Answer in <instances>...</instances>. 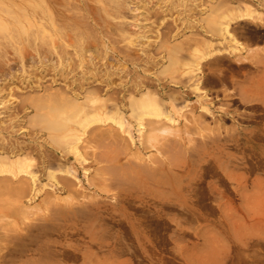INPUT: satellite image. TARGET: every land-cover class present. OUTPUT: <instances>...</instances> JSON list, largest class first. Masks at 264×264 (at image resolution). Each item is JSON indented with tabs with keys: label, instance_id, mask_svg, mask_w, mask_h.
Wrapping results in <instances>:
<instances>
[{
	"label": "rangeland",
	"instance_id": "obj_1",
	"mask_svg": "<svg viewBox=\"0 0 264 264\" xmlns=\"http://www.w3.org/2000/svg\"><path fill=\"white\" fill-rule=\"evenodd\" d=\"M0 1L6 3L7 7L13 4L11 8L14 14L10 9L11 14L16 17L19 15L27 30L31 27L34 29L31 30L33 34L30 30H24V34L13 30L18 33L17 37L12 31L11 35L7 33L8 36L0 31V35L4 34L3 38L7 37L8 40L0 36V40L3 39L1 41L6 44V47H3L4 43L0 42V54L3 57L0 56V161L6 159L3 163H10L18 157L24 164L22 160L26 159L22 168L29 167L30 172L37 174L38 188L43 187L42 183L49 182L45 175L48 169L55 172L52 185L49 182V185L37 190L39 192L35 190L33 182H30L27 169L18 175L0 172V264H264V137L257 133V127L264 122V52L263 49L260 50V47L264 46L263 0H238L239 3L236 0H222L223 3L221 0H114L115 3L113 0ZM216 2L222 10L217 4L216 8L214 7ZM38 3L41 8L43 5L46 7L47 3L46 9L49 10L46 11L49 12L52 8L50 12L53 17L40 15L43 12ZM245 7L251 10L250 17L245 18L246 22L244 19L243 22L234 21L232 27L234 26L233 30L239 34V41L247 43L250 47L242 52L215 51L213 55L202 60L197 77H201L200 91L207 95V99L203 100L196 94L191 80L185 81V77L180 76L181 63L190 58L188 54L194 44H197L196 38L203 39L205 35L206 38L211 37L209 29L212 28L202 20L205 14L204 18L207 20L212 18V15L219 16L229 8L242 10ZM210 8H215L216 12L218 9L220 14H213L214 11ZM6 11H1L0 15L14 24L16 17L12 16L11 20V15L9 14L8 18ZM208 11L212 12L211 16L207 15ZM86 16L88 18H85ZM51 19L60 23H54L58 28L52 27ZM26 20L33 22V26H30L28 21V28ZM37 23L45 30L43 39L40 35L41 28L37 26V30L35 26ZM41 23L45 24L48 30ZM55 29L61 30L59 32ZM239 30L245 33L242 32L241 35L236 32ZM79 32L81 35H78ZM66 33L71 35L72 40ZM248 33L255 36L253 40L245 38ZM19 34L25 37H18ZM14 35L15 39L19 38V43L14 39ZM20 39L26 46L22 45ZM68 39L73 42H67ZM56 43L58 48L55 47ZM20 45L24 49L21 53V48L16 50ZM219 45L223 49L226 48L224 44H218V47ZM173 46L177 47V53L174 52ZM59 47H62L61 52ZM16 53L21 57L16 58ZM39 57L42 60H39ZM60 57L67 61L61 62ZM1 58L4 59L3 62ZM233 58L234 60H230ZM171 61L174 63L171 64ZM171 92L176 95L173 97ZM83 94L86 103L81 100L84 98ZM50 95L55 99L58 97V102L55 103V99ZM140 95L144 98L139 97ZM46 97L49 101H45ZM140 98L142 101L145 98H148V101L150 99L157 104L155 107L159 105L161 113L170 112L175 119L172 124L164 120L165 123L158 127L162 146L160 142L153 145L145 132H139L136 121L130 114L138 103L141 105L142 102L138 100ZM62 99H71L74 105L77 101L79 106L72 104L71 107V101L64 104ZM150 101L147 104H151ZM44 104H57L62 113L63 110L67 111V114L69 111L68 117L76 112H85L83 116L93 112L102 119L90 123L83 131L78 130L80 132L74 133L76 137L69 136L68 139L67 136L72 132L67 129L76 126L73 124V114L65 128L61 126L62 129L54 131L55 135H58L67 130L66 134L62 133L64 136L59 135V139L65 137L66 143L70 144L66 145L62 140L64 138H61L64 143L60 141L59 145L58 142L51 141L53 136L48 133L50 129L41 119L37 122L34 118L36 112L38 117L39 114L49 113V106L46 105L47 110L43 109ZM56 106L53 107L54 110H57ZM36 107H42V110ZM79 108L81 112L78 111ZM256 108L259 110L256 111ZM105 112L110 117L105 116ZM115 114H121L123 126L111 119ZM31 116L36 122L30 121ZM104 116L107 119H104ZM252 133L250 141H247L246 137ZM73 137L75 140L73 139L72 143L70 139ZM143 145H146V148ZM160 149L165 152L164 155ZM173 152L177 154L174 155ZM96 153L102 154L99 156ZM109 153H112V157ZM24 154V159H20ZM170 154L174 157L170 158ZM100 159H103V162ZM141 164L143 167L147 166L146 168H150V165L151 168H156L158 176L140 177L137 174L135 177L131 170ZM111 168L112 172L113 168L116 172L115 177ZM213 168H217L215 170L219 175ZM61 169H68L69 172H63ZM60 176H64V179ZM113 177L116 179H111ZM221 177L226 183H223ZM63 180H67L66 183ZM126 182L129 183L126 185ZM127 186L130 187L127 189ZM36 245L38 248L40 246L39 250H36Z\"/></svg>",
	"mask_w": 264,
	"mask_h": 264
},
{
	"label": "bare ground",
	"instance_id": "obj_2",
	"mask_svg": "<svg viewBox=\"0 0 264 264\" xmlns=\"http://www.w3.org/2000/svg\"><path fill=\"white\" fill-rule=\"evenodd\" d=\"M8 1V0H7ZM11 1V0H10ZM20 1V0H19ZM22 1V0H21ZM26 1V0H25ZM41 1H43V0H41ZM49 1V0H48ZM70 1V0H69ZM72 1H74V0H72ZM106 1V0H105ZM112 1V0H111ZM171 1V0H170ZM216 1V0H215ZM236 1H238V0H236ZM240 1V0H239ZM239 1H238V3H239ZM259 1V0H258ZM23 2H24V0H23ZM27 2H29V1H27ZM31 2V1H30ZM36 2V1H35ZM34 2V3H35ZM39 2V1H38ZM54 2V1H53ZM65 2V1H64ZM113 2L115 3V1L113 0ZM119 2H122L121 0L119 1ZM173 2V1H172ZM171 2V3H172ZM177 2H178V0H177ZM205 2V1H204ZM218 3H220L219 1H217ZM217 2L215 3V8H216V4H217ZM221 2H222V0H221ZM259 2H261V1H259ZM263 2H264V0H263ZM1 3H4L3 1H0V12L2 11V12H5L6 11V9H7V14L9 15H11V20H12V16H15V15H12V14H14V10L11 8V6H13V4H11V6L9 7H7V5H6V3H4V4H1ZM26 3V2H25ZM33 3V4H34ZM45 4V2H41V4ZM52 3V2H51ZM70 3V2H69ZM77 3V2H76ZM89 3V2H88ZM101 3L103 4V2L101 1ZM106 4H107V2H105ZM104 3V4H105ZM112 3V2H111ZM113 3V4H114ZM117 3H118V1H117ZM194 3V2H193ZM223 3V2H222ZM222 3H220V4H222ZM229 3V2H228ZM27 4V3H26ZM31 4V3H30ZM32 4V5H33ZM37 4V2L35 3V7L37 6L36 5ZM67 4V3H66ZM65 4V5H66ZM102 4H100V5H102ZM119 4V3H118ZM180 4V3H179ZM184 4V3H183ZM214 4V3H213ZM227 4V3H226ZM262 4H264V3H262ZM2 5V6H1ZM15 5L17 6V4L15 3ZM29 5V4H28ZM38 5L40 6V4L38 3ZM74 5V4H73ZM77 5V4H76ZM80 5V4H79ZM122 5V4H121ZM177 5V4H176ZM175 5V6H176ZM188 5V4H187ZM190 5V4H189ZM223 5H225V3L223 4ZM23 6V5H22ZM30 6V5H29ZM39 6L37 7V8H39ZM62 6V5H61ZM71 7H72V4L70 5ZM84 6V5H83ZM82 6V7H83ZM107 6V5H106ZM197 6V5H196ZM217 6H218V8H220L219 7V4H217ZM5 7H6V9H5ZM46 7H48L47 6V3H46ZM46 7H44V5L42 6V8H41V6H40V8H41V12H43V13H41L40 15H47V17H49V18H52L53 16H52V13L50 12L51 11V9H50V11L49 12H47L49 9H46ZM71 7H69L71 10H72V8ZM74 7V6H73ZM86 7V6H85ZM102 7H104V6H102ZM102 7H101V9H102ZM172 8H173V6H171ZM191 7H193L192 5H191ZM198 7V6H197ZM236 7V6H235ZM241 7V6H240ZM17 8H19L18 6H17ZM17 8H15V9H17ZM25 8V7H24ZM32 8V7H31ZM36 8V9H37ZM68 8V7H67ZM76 8H78V7H76ZM81 8V7H80ZM166 8V7H165ZM168 8V7H167ZM175 8V7H174ZM189 8H190V6H189ZM214 8V9H215ZM10 9H12L13 10V13L11 14V12H10ZM29 9H30V7H29ZM35 9V8H34ZM66 9V8H65ZM86 9V8H85ZM98 9V8H97ZM198 9V8H197ZM211 9V8H210ZM214 9H211V11L213 10L214 12H213V14L214 13H217V14H220L219 13V10L217 9V12L214 10ZM5 10V11H4ZM11 10V11H12ZM18 10V9H17ZM19 10L21 11V9L19 8ZM18 10V11H19ZM23 10V9H22ZM33 10V9H32ZM47 10V11H46ZM64 10V9H63ZM82 10V9H81ZM104 10V9H103ZM191 10H193V9H191ZM220 10H222L221 8H220ZM34 11H36V10H34ZM55 11V10H54ZM67 11V10H66ZM69 11V10H68ZM106 11V10H105ZM186 11V10H185ZM211 11H208V12H206L207 13V15L208 16H211V14H210V12ZM33 12V11H32ZM39 12H40V9H39ZM58 12V11H57ZM57 12H55V13H57ZM62 12V11H61ZM64 12V11H63ZM86 12V11H85ZM16 13V12H15ZM19 13H21V12H19ZM18 13V14H19ZM23 13V12H22ZM30 13H31V11H30ZM65 13V12H64ZM79 13V12H78ZM78 13H76V14H78ZM209 13V14H208ZM212 13V12H211ZM222 14H220L219 16L218 15H216V18L212 15L211 17L212 18H208L207 20L204 18L205 16H206V14H205V16H203V19L202 20H204V22L206 23V25H208L210 28H212V29H209V27L208 26H206L208 29H209V31L211 32V37L210 38H206V35H205V37H203V39H200V38H196L195 39V42L197 43V44H194V46L191 48V52H190V54H188L189 56H190V58H187L183 63H181V65H182V71H180L181 72V74L182 75H180V76H184L185 77V81L187 80V81H190L191 80V85H192V87H193V89L196 91V94H199L200 95V97L203 99V100H206L207 98H206V96L207 95H205V94H202V92L203 91H200L201 89V87L199 86V84H200V82H201V77H197L198 76V73H199V71H200V69H201V63H202V60L203 59H205L206 57H208V56H211V55H213L214 53H215V51H220V50H228L229 52H235V51H239V52H242L244 49H248L250 46L247 44V43H242V42H240L239 41V37H237V34L235 33V31L233 30L234 29V26L232 27V25H233V22L234 21H237L238 22V20L240 21V20H242V22H243V19H244V21L246 22V20H245V18H247V17H250V15H251V10L248 8V7H245V9H240V8H229V10H227V11H225V12H221ZM23 14H25V12L23 13ZM70 14V13H69ZM75 14V15H76ZM107 14V13H106ZM190 14V13H189ZM10 15H9V17L8 18H10ZM17 15V14H16ZM35 15V14H34ZM38 15V14H37ZM62 15H63V13H62ZM72 15V14H71ZM70 15V16H71ZM74 15V14H73ZM72 15V16H73ZM82 15H84V13L82 14ZM89 15V14H88ZM7 16V15H6ZM52 16V17H51ZM57 16V15H56ZM78 16L79 15H77V19H78ZM85 16V15H84ZM16 17V16H15ZM15 17H13V19L15 18ZM29 17V16H28ZM45 17V16H44ZM110 17V16H109ZM214 17V18H213ZM19 18V15H18V17H16V19H18ZM85 18H88L87 16L85 17ZM107 18V17H106ZM201 18L202 17H200V19L199 20H201ZM207 18V17H206ZM16 19H14L13 21H14V24L13 23H11V22H9V19L7 20V18H3L1 15H0V31L1 32H3L4 34H6L7 35V33H10L11 31V33H16V32H13V30H16V31H18V33H20V31H21V33H25V31H28V30H32V27H31V29H26L25 28V26H24V22L22 23L21 21H20V18L18 19V20H16ZM34 19V18H33ZM38 19V18H37ZM36 19V20H37ZM42 19V18H41ZM70 19V18H69ZM16 20V21H15ZM23 20H24V17H23ZM31 20V19H30ZM30 20H26L25 22H26V24L29 26V22L28 21H30ZM82 20V19H81ZM80 20V21H81ZM102 20V19H101ZM107 20H108V18H107ZM40 21H42V20H40ZM48 21H50L49 19H48ZM52 21H54L53 19H51V23L50 24H53V26L52 27H54V28H58L59 26H56L57 24H58V22L57 23H55L56 22V19H55V21L52 23ZM74 21V20H73ZM20 22V23H19ZM38 22V21H37ZM72 22V21H71ZM198 22H200V21H198ZM30 26L32 25L33 26V22H31L30 21ZM39 24H40V22H38ZM34 24L36 27L38 26L39 28H41L40 29V35H41V38L43 39V37L45 36L44 35V33H45V30L44 29H42L43 28V26L42 25H39V24ZM43 23H46V22H43ZM43 23H41V24H43ZM54 23L56 24L55 26H54ZM60 24V23H59ZM58 24V25H59ZM72 24V23H71ZM191 24V23H190ZM200 24H201V22H200ZM245 24V23H244ZM26 25V26H27ZM43 25H45V24H43ZM48 25V24H47ZM62 25V24H61ZM84 25V24H83ZM91 25V24H90ZM243 25V24H242ZM246 25V24H245ZM27 26V27H28ZM30 26L28 27V28H30ZM34 26V27H35ZM46 26V25H45ZM64 26V25H63ZM74 26L76 27V25L74 24ZM84 26H86V25H84ZM89 26V25H88ZM99 26V25H98ZM38 27H37V30H38ZM61 27V26H60ZM91 27V26H90ZM95 27V26H94ZM238 27V26H237ZM243 27V26H242ZM241 27V28H242ZM247 27V26H246ZM249 27H251V26H249ZM44 28H46V30H48L47 29V26L46 27H44ZM62 28V27H61ZM66 28V27H65ZM64 28V29H65ZM68 28H70V27H68ZM73 28V27H72ZM197 28V27H196ZM206 28V30H208ZM235 28H236V26H235ZM255 28V27H254ZM71 29V28H70ZM77 29V28H76ZM75 29V30H76ZM79 29V28H78ZM89 29H93V28H89ZM237 29V28H236ZM252 29V28H251ZM25 30V31H24ZM34 30V29H33ZM32 30V31H33ZM55 30H58V29H55ZM60 30L61 29H59L58 31L60 32ZM84 31H85V29H83ZM83 30H82V32H83ZM93 30H95V29H93ZM246 30V29H245ZM258 30H259V28H258ZM22 31H24V32H22ZM32 31H31V33H32ZM49 31H52V30H50L49 29ZM48 31V34H50V32ZM67 31H68V29H67ZM71 31V30H70ZM73 31H74V29H73ZM88 31V30H87ZM250 31V30H249ZM264 31V30H263ZM57 32V31H56ZM66 32V31H65ZM69 32V31H68ZM72 32V31H71ZM124 32H125V30H124ZM236 32H240V34L242 35V32L243 33H245L244 31H241V30H239V31H236ZM11 33H10V35H11ZM18 33H16V37H17V34ZM31 33H29V35H31ZM74 33V32H73ZM72 33V34H73ZM81 32H79L78 33V35L80 34ZM84 33H86V32H84ZM205 33H206V31H205ZM247 33V32H246ZM249 33H251V32H249ZM248 33V34H249ZM264 33V32H263ZM3 34V35H4ZM22 34V35H23ZM27 34V33H26ZM33 34V33H32ZM38 34V33H37ZM67 34V33H66ZM74 34H76V33H74ZM91 34V33H90ZM121 34H122V32H121ZM204 34V33H203ZM209 34V33H208ZM247 34V35H248ZM259 34V37H260V33H258ZM2 35V34H1ZM0 35V36H1ZM3 35H2V38H3ZM22 35H18V37H21ZM29 35H27V37L29 36ZM39 35V34H38ZM39 35V36H40ZM46 35H47V32H46ZM52 35V34H51ZM55 35V34H54ZM54 35H52V36H54ZM77 35V36H78ZM81 35V34H80ZM83 35V34H82ZM85 35V34H84ZM86 35H87V33H86ZM123 35V34H122ZM240 35V36H241ZM244 35V34H243ZM246 35V36H247ZM249 35H251V34H249ZM248 35V36H249ZM257 35V34H256ZM262 35V34H261ZM8 36V35H7ZM24 36V35H23ZM22 36V37H23ZM67 36H68V34H67ZM71 36V35H70ZM70 36H68V38L70 37ZM74 35H72V37H73ZM77 36H76V38H77ZM90 36V35H89ZM91 36H92V34H91ZM209 36V35H208ZM207 36V37H208ZM238 36H239V34H238ZM245 37V35H244V37L245 38H250V39H254V37H253V34L251 35V37L249 36V37ZM12 37V36H11ZM14 37V39L16 38L15 37V35L13 36ZM25 37V36H24ZM35 37V36H34ZM34 37H32V38H34ZM47 37V36H46ZM49 37H50V35H49ZM61 37V36H60ZM94 37V36H93ZM92 37V38H93ZM4 38H6L5 40H7V37H4ZM3 38V39H4ZM9 38V37H8ZM36 38V37H35ZM38 38V37H37ZM56 38V37H55ZM66 38V37H65ZM85 38V37H84ZM89 38V37H88ZM261 38V37H260ZM263 38V37H262ZM261 38V39H262ZM3 39H1V40H3ZM13 39V38H12ZM19 39V38H18ZM18 39H15L16 41L18 40ZM22 39V38H21ZM20 39V40H21ZM24 39V38H23ZM47 39V38H46ZM46 39H44L45 41H46ZM50 39H51V37H50ZM54 39V38H53ZM61 39V38H60ZM70 39H71V37H70ZM79 39H80V37H79ZM89 39H91V38H89ZM94 39V38H93ZM247 39V40H248ZM258 39V38H257ZM257 39H255V40H257ZM0 40V42H3V41H1ZM19 40V41H20ZM25 40V39H24ZM28 40H29V38H28ZM31 40V39H30ZM39 40H41V39H39ZM44 40H43V42H44ZM54 40H56V39H54ZM62 40H63V37H62ZM72 40V39H71ZM252 40L250 41V42H252ZM8 41V40H7ZM12 41V40H11ZM64 41H67V40H64ZM70 40L68 39V41L67 42H69ZM76 41V40H75ZM78 41V40H77ZM81 41V40H80ZM80 41H79V45L81 44L80 43ZM93 41V40H92ZM95 41V40H94ZM249 41V40H248ZM6 42V41H5ZM9 42H10V40H9ZM18 42V41H17ZM21 43H22V40L20 41ZM31 42V41H30ZM39 42H42V41H39ZM52 42V41H51ZM58 42V41H57ZM71 42V41H70ZM73 42V41H72ZM71 42V43H72ZM4 43V42H3ZM7 43V42H6ZM11 43V42H10ZM9 43V44H10ZM12 43H14V44H16L17 45V43H15V41L13 42L12 41ZM19 43V42H18ZM25 43V42H24ZM36 43H38V42H36ZM45 43V42H44ZM43 43V44H44ZM48 43V42H47ZM54 43V42H53ZM63 42H61V44H62ZM77 43V42H76ZM163 43V42H162ZM168 43V42H167ZM8 44V43H7ZM8 44V45H9ZM34 44V43H33ZM32 43H31V45H33ZM42 44V43H41ZM46 44V43H45ZM51 44V43H50ZM49 44V45H50ZM58 43H56L55 44V47H56V45H57ZM59 44H60V42H59ZM82 44H83V42H82ZM215 44H217L216 46H215ZM218 44H224V45H226V46H224V47H226V48H224L223 49V47L221 48V46L219 45V47H218ZM2 45V44H1ZM6 44L4 43V45H3V47L5 46ZM22 45H23V43H22ZM38 45V44H37ZM40 45V44H39ZM52 45V44H51ZM64 45V44H63ZM63 45H61L62 47H65V46H63ZM66 45V44H65ZM160 45H162V44H160ZM13 46H15V45H13ZM18 46V45H17ZM23 46H26V45H23ZM35 46V45H34ZM33 46V47H34ZM44 46V45H43ZM47 46V45H46ZM54 46V45H53ZM72 46V45H71ZM89 46V45H88ZM2 47V46H1ZM6 47V46H5ZM31 47V46H30ZM29 47V48H30ZM49 47H52V46H49ZM48 47V48H49ZM61 47V48H62ZM92 47V46H91ZM173 47H175V46H173ZM248 47V48H247ZM12 48V47H11ZM14 48V47H13ZM17 48V49H16ZM16 48H14V49H16V50H19L18 48H21L20 49V52L19 53H21L22 51L21 50H24L22 47H21V45L19 46V47H16ZM27 48V47H26ZM37 48V47H36ZM39 48V47H38ZM47 48V47H46ZM56 48H58V47H56ZM60 48V47H59ZM61 48H60V52H61ZM81 48V47H80ZM162 48V47H161ZM163 48H164V46H163ZM178 48H180L179 46H178ZM14 49H13V51H14ZM28 49V48H27ZM31 49H33V48H31ZM41 49H42V46H41ZM51 50H52V48H50ZM54 49V48H53ZM79 49V48H78ZM90 49V48H89ZM88 49V50H89ZM173 49V48H172ZM175 50H174V52H176V49H177V47H175L174 48ZM261 49H263V52H264V46L263 47H260V50ZM3 50V49H2ZM11 50V49H10ZM46 50V49H45ZM44 50V51H45ZM49 50V49H48ZM55 50V52H56V49H54ZM81 50H83L82 48H81ZM85 50V49H84ZM33 51H35V50H33ZM50 51V50H49ZM67 51H69L68 50V48H67ZM79 51V50H78ZM87 51V50H86ZM169 51V50H168ZM172 51V50H171ZM178 51V50H177ZM10 52V51H9ZM17 52V51H16ZM57 52H59V49H57ZM63 52H64V50H63ZM81 52V51H80ZM173 52V53H174ZM1 53V52H0ZM5 53V52H4ZM34 53V52H33ZM43 53V49H42V52H41V54ZM65 53V52H64ZM64 53H63V55H64ZM68 53H70V51L68 52ZM72 53V52H71ZM83 53H85V51H83ZM169 53H170V51H169ZM177 53V52H176ZM237 53V52H236ZM8 54V53H7ZM11 54H14V53H11ZM17 55H18V53H16ZM23 54V53H22ZM21 54V55H22ZM38 54V53H37ZM40 54V53H39ZM46 54H47V52H46ZM54 54V53H53ZM59 54V53H58ZM74 54V53H73ZM36 55V54H35ZM43 55V54H42ZM42 55H40L42 58H43V56ZM49 55V54H48ZM51 55V54H50ZM62 54L60 53V56H61ZM69 55V54H68ZM67 55V56H68ZM85 55V54H84ZM87 56H88V54H86ZM0 56H1V54H0ZM7 56V55H6ZM16 56V55H15ZM19 56H20V54L16 57V58H19ZM55 56H57V55H55ZM71 56V55H70ZM169 56V55H168ZM226 56V55H225ZM235 56V55H234ZM2 57V56H1ZM21 57V56H20ZM32 57V56H31ZM41 57H39V58H41ZM58 57H59V55H58ZM62 57V56H61ZM60 57V58H61ZM65 57V56H64ZM82 57V56H81ZM170 57V56H169ZM221 57V56H220ZM223 57V56H222ZM227 57V56H226ZM3 58V57H2ZM2 58H1V60H2ZM42 58L41 59H39V60H42ZM46 58V57H45ZM67 58V57H66ZM72 58V57H71ZM75 58V57H74ZM171 58V57H170ZM214 58H216V57H214ZM230 58V57H229ZM263 58V57H262ZM4 59H5V57H4ZM3 59V60H4ZM58 59V61H59V58H57ZM56 59V60H57ZM82 59V58H81ZM85 60H86V58H84ZM168 59V58H167ZM183 59H185V58H183ZM218 59V58H217ZM216 59V60H217ZM261 58L259 57V60H260ZM3 60H2V62H3ZM19 60V59H18ZM61 62H63L64 63V60H66V59H64L63 60V58H61ZM71 60V59H70ZM73 60V59H72ZM83 60V59H82ZM212 60V59H211ZM213 60H215V59H213ZM221 60H222V58H221ZM230 60H234V58L233 59H230ZM264 60V59H263ZM35 61V60H34ZM47 61V60H46ZM67 61V60H66ZM89 61V60H88ZM91 61V60H90ZM209 61V60H208ZM220 61V60H219ZM37 62V61H36ZM43 62H44V60H43ZM70 62V61H69ZM68 62V63H69ZM73 62V61H72ZM82 62V61H81ZM87 62V61H86ZM213 62V61H212ZM211 62V63H212ZM215 62V61H214ZM216 62H218V61H216ZM221 62V61H220ZM38 63V62H37ZM41 63V62H40ZM45 63V62H44ZM68 63H67V66H68ZM88 63V62H87ZM91 63V62H90ZM167 63H168V61H167ZM172 63H174V62H172L171 61V64ZM175 63L177 64L178 63V60L177 61H175ZM210 62H209V64H211ZM237 63V62H236ZM46 64V63H45ZM45 64H43V65H45ZM66 64V63H65ZM72 64V63H71ZM75 64V63H74ZM170 64V63H169ZM175 64V65H176ZM206 64H207V62H206ZM239 64H241L240 62H239ZM238 64V65H239ZM47 65H48V63H47ZM82 65V64H81ZM86 65V64H85ZM180 65V64H179ZM39 66H40V64H39ZM41 66H42V64H41ZM65 66V65H64ZM90 66V65H89ZM96 66V65H95ZM1 67V66H0ZM44 68H45V66H43ZM56 67V66H55ZM66 67V66H65ZM83 67H85V66H83ZM91 67V66H90ZM239 67L241 68V66L239 65ZM21 68V67H20ZM25 68V67H24ZM42 68V67H41ZM61 68V67H60ZM59 68V69H60ZM72 68V67H71ZM5 69V68H4ZM67 69H68V67H67ZM88 69V68H87ZM21 70V69H20ZM71 70H73V69H71ZM1 71V70H0ZM2 71H4V70H2ZM164 71V70H163ZM165 71H166V69H165ZM59 72L61 73V71L59 70ZM172 72V71H171ZM2 73V72H1ZM85 73V72H84ZM83 74V73H82ZM211 74V73H210ZM1 75V74H0ZM2 75H4V74H2ZM6 75V74H5ZM212 75V74H211ZM222 75H224V73L222 74ZM9 76V75H8ZM14 76H15V74H14ZM13 76V77H14ZM110 76V75H109ZM209 76V75H208ZM213 76V75H212ZM215 76H217V75H215ZM7 77V76H6ZM210 77V76H209ZM219 77V76H218ZM217 77V78H218ZM3 78V77H2ZM206 78V77H205ZM205 78H203V79H205ZM210 78H212V77H210ZM213 78H215L214 76H213ZM216 78V79H217ZM222 78V77H221ZM220 78V79H221ZM229 79V78H228ZM231 79H232V77H231ZM230 79V80H231ZM207 80V79H206ZM209 80V79H208ZM215 80V79H214ZM219 80V79H218ZM222 80V79H221ZM220 80V81H221ZM252 80V79H251ZM106 81V80H105ZM205 81V80H204ZM210 81H211V79H210ZM223 82L225 81V79H223L222 80ZM254 81V80H253ZM216 82H217V80H216ZM227 82V81H226ZM107 83V82H106ZM204 83H206V82H204ZM219 83V82H218ZM221 83V82H220ZM219 83V84H220ZM228 83V82H227ZM254 83H256V81L254 82ZM111 84V83H110ZM203 84V83H202ZM216 84V83H215ZM224 84V83H223ZM251 85H253V84H251ZM257 87V86H256ZM90 89V88H89ZM92 90V89H91ZM256 90H259L258 88H256ZM187 91V90H186ZM85 92H86V90H85ZM84 92V93H85ZM242 92H244V91H242ZM246 92V91H245ZM53 93V92H52ZM58 93V92H57ZM90 93V92H89ZM89 93H87V94H89ZM91 93H92V91H91ZM93 93H94V91H93ZM139 93V92H138ZM141 93V92H140ZM139 93V94H140ZM144 93H145V91H144ZM255 93V92H254ZM35 94V93H34ZM33 94V95H34ZM47 94H49V93H47ZM47 94H45L46 96H47ZM59 94V93H58ZM60 94H62V93H60ZM86 94V93H85ZM143 94V93H142ZM172 94H174L173 92H171V95ZM189 94H190V92H189ZM246 94V93H245ZM249 94V93H248ZM258 94V93H257ZM32 95V94H31ZM30 95V96H31ZM38 95H39V93H38ZM55 95V94H54ZM93 95V94H92ZM176 94H174L173 95V97L175 96ZM240 95V94H239ZM243 95V94H242ZM251 95H253L252 93H251ZM36 96H37V93H36ZM51 96V95H50ZM50 96H49V98H50ZM56 96V95H55ZM61 96H63V95H61ZM61 96L59 97V98H61ZM83 96H84V94H83ZM87 96V95H86ZM95 96V95H94ZM94 96H92V98H94ZM131 96H133V95H131ZM147 96V95H146ZM197 96V95H196ZM258 96V95H257ZM41 98H42V96H40ZM48 97V96H47ZM46 97V98H47ZM52 97V99H55V98H53V96H51ZM67 97V96H66ZM87 97H89V95L87 96ZM96 97V96H95ZM128 97V96H127ZM135 97V96H134ZM139 97H142V95H140ZM147 97H149V95L147 96ZM172 97V98H173ZM240 97V96H239ZM242 97V96H241ZM245 97V96H244ZM27 98H28V96H27ZM34 98H35V96H34ZM39 98V97H38ZM69 98H71L70 96H69ZM86 97L84 96V98L83 99H81V100H84ZM90 98V97H89ZM89 98H88V100H89ZM133 98V97H132ZM137 98V97H136ZM144 97H142V99H143ZM252 98V97H251ZM51 99V98H50ZM57 99H58V97H57ZM57 99H55V103H57L56 102V100ZM67 99H68V97H67ZM66 99V101H68ZM131 99V98H130ZM135 99V98H134ZM142 99L140 98V99H138L139 100V102H144V100L146 99H148V98H145L143 101H142ZM150 99H152V97L150 98ZM150 99H149V101H150ZM155 99V98H154ZM209 99V98H208ZM239 99V98H238ZM242 99V101H245V99H243V98H241ZM248 98H246V100H247ZM255 99V98H254ZM257 99H259V98H257ZM37 100V99H36ZM39 100V99H38ZM62 100H64V99H62ZM74 99L72 98V101H73ZM104 100V99H103ZM102 100V101H103ZM141 100V101H140ZM153 100V99H152ZM174 100V99H173ZM249 100V99H248ZM260 100V99H259ZM28 101H30V100H28ZM32 101V100H31ZM44 101V100H43ZM45 101H49L48 100V98H47V100H45ZM53 101V100H52ZM60 101V100H59ZM65 100H64V104H65V102H66ZM69 101H71V99H69ZM66 102V104L68 103H70V102ZM72 101H71V107H73V105H74V103H72ZM76 101V100H75ZM132 101H133V99H132ZM148 100H147V102H149ZM200 101V100H199ZM257 101V100H256ZM36 102V101H35ZM39 102V104H40V101H38ZM62 102H60V103H62ZM74 102V101H73ZM84 102L86 103V101L84 100ZM105 102V101H104ZM134 102L135 101H133V103L132 102H130V103H132V104H134ZM147 102H144L145 104L143 105L142 103H141V105H140V103H138L137 104V106L135 107V109H133L132 111H131V115L134 117L133 119H135V121H136V124H137V126H138V128L137 129H139V132H145L146 133V135H147V138H148V140L153 144V145H155V144H157L158 145V143L159 144H161L162 142L161 141H159L162 137H161V133H159L157 130H159V125L161 124L162 125V123H163V121L165 120V121H169L171 124L172 123H174L175 122V119L170 115V112H165V113H161L160 112V107H159V105L157 106V107H155L157 104L154 102H151V104L149 103V104H147ZM259 102V101H258ZM263 102V101H262ZM261 102V103H262ZM46 103V102H45ZM77 101H76V104L75 105H77ZM260 103V104H261ZM33 104H35L34 102H33ZM38 103H36V105H39ZM43 104V103H42ZM48 104V103H47ZM46 104V105H47ZM50 104V103H49ZM73 104V105H72ZM262 104H264V102L262 103ZM262 104H261V106H262ZM36 105H34V109H35V106ZM41 105V104H40ZM46 105L44 104L42 107H43V109H46L49 105H47V107H46ZM53 105V104H52ZM50 105L48 108V110H47V112H49V113H45L44 115H43V113H42V115L41 114H39L40 115V117H38L37 116V112L35 113L36 114V117H34V118H36V120H37V122H40L39 121V119H41V122L42 123H44V125L48 128V129H50V130H48V133L50 134V136L52 137L53 136V138H51V141H53L54 143H56V142H62V140H64L65 141V143H66V141H67V138L70 136V137H72V136H74L75 134V132H77L78 130H81V131H83V130H85V128L90 124V123H93V122H95V121H99L100 119H102V117H100L98 114H96V113H94L93 114V112H91V113H88L86 116L84 115L83 116V114L85 113H82L81 111L82 110H80V108H79V110L78 111H80L81 113H79V112H76V110L74 111V112H76V114L75 113H73V114H75V115H77L78 113H79V115H77V116H75V115H73V118H74V122H73V124H76V126L75 127H70L69 129H67L68 130V132H69V130H70V135H68L67 136V138L65 139V137H61V138H64V139H62L61 140V138L59 139V135L61 134L62 136H64L62 133H67V130L65 131V132H62V133H59L58 135H55V132L54 131H59V128H61V126H63V128H65L66 127V123L68 122V119L70 118L71 119V117H72V115H71V117H68V116H70V114H69V111H68V114L66 113L67 111H65V110H63L62 108H59V109H62L64 112L62 113V111L61 110H58V107H60V106H58L57 104H54L56 107H57V110L55 109L54 110V108H55V106L53 105ZM63 105V104H62ZM74 105V106H75ZM29 106H30V104H29ZM68 106V105H67ZM66 106V107H67ZM77 106H79V105H77ZM77 106H76V108H77ZM255 106H256V104H255ZM264 106V105H263ZM262 106V108H264ZM42 107H36V109L38 108H41V110H42ZM46 107V108H45ZM54 107V108H53ZM202 107H204L203 105H202ZM249 107H251V106H249ZM252 107H253V105H252ZM258 107H259V104H258ZM64 108V107H63ZM68 108H70V107H68ZM113 108V107H112ZM134 108V107H133ZM254 108V107H253ZM260 108V107H259ZM82 109V108H81ZM255 109V108H254ZM67 110V109H66ZM257 110H259V109H257L256 108V111ZM260 110H262L261 108H260ZM71 111V110H70ZM105 111V110H104ZM111 112H112V110H111ZM41 113V112H40ZM110 113V112H109ZM35 114H34V116H35ZM66 114V115H65ZM105 116H109V114L107 115V113L105 112ZM113 114H114V112H113ZM122 114V113H121ZM121 114H118V115H116L115 114V116L113 115L112 117H111V119L113 120V121H115L117 124H119V126H123V122H122V120H123V118H122V116H120ZM129 114V113H128ZM129 114V115H130ZM250 114H252V113H250ZM250 114H248V115H250ZM262 114H264V113H262ZM261 114V115H262ZM68 115V116H67ZM81 115V116H80ZM110 115H111V113H110ZM257 116H258V114H256ZM41 116H43V117H41ZM78 116H80V117H78ZM104 116V117H105ZM255 116V115H254ZM256 116V117H257ZM259 116H260V114H259ZM38 117V118H37ZM78 117V118H77ZM103 117V118H104ZM110 117V116H109ZM31 118L32 119H30V121L31 120H33V116H31ZM72 118V119H73ZM121 118H122V120H121ZM262 118V117H261ZM264 118V117H263ZM104 119H107V117H105ZM35 120V119H34ZM33 120V121H34ZM36 120H35V122H36ZM76 120V121H75ZM111 120V121H112ZM32 121V122H33ZM70 121V120H69ZM254 121V120H253ZM177 122V121H176ZM256 122V121H255ZM31 123V122H30ZM165 123V122H164ZM163 123V124H164ZM186 123H188V122H186ZM158 125V126H156V125ZM169 123L167 122V125H168ZM39 125V124H38ZM128 125H129V123H128ZM42 126H43V124H42ZM65 126V127H64ZM156 126V127H155ZM175 126V125H174ZM177 126V125H176ZM188 126V125H187ZM260 127H257L258 129H257V133H259V134H261V135H263V137H264V122L261 124V125H259ZM150 127V128H149ZM159 127V128H158ZM43 128H44V126H43ZM46 128V129H47ZM122 128V127H121ZM62 129V128H61ZM60 129V130H61ZM64 130V129H63ZM62 130V131H63ZM78 132H80V131H78ZM65 133V134H66ZM185 133V132H184ZM250 133V132H249ZM248 133V134H249ZM256 133V134H257ZM78 134V133H77ZM144 135V134H143ZM145 135V136H146ZM255 135V134H254ZM50 136L48 135L47 137H49L48 139H50ZM78 136V135H77ZM144 136V138L146 139V137ZM253 136V133L251 134V135H248L247 137H246V139H247V141H250V138ZM260 136V135H259ZM46 137V138H47ZM69 137V138H70ZM74 137H76V136H74ZM72 138V139H70L71 141L74 139L75 140V138ZM58 138V139H57ZM68 138V139H69ZM143 138V137H142ZM228 138V137H227ZM231 138V137H230ZM78 139V138H77ZM144 139V140H145ZM165 139V138H164ZM179 139H180V137H179ZM213 139V138H212ZM211 139V140H212ZM181 141H182V139H180ZM214 140V139H213ZM50 141V140H49ZM64 141L62 142V143H64ZM98 141H99V139H98ZM97 141V142H98ZM146 142H147V140H145ZM148 141V142H149ZM177 141V140H176ZM52 142V143H53ZM70 142V141H69ZM68 142V143H69ZM158 142V143H157ZM164 142V141H163ZM72 143H73V141H72ZM144 143V142H143ZM142 143V144H143ZM177 143H178V141H177ZM176 143V144H177ZM70 144V143H69ZM69 144H67L66 143V145H69ZM145 144H147V143H145ZM164 144V143H163ZM172 144V143H171ZM59 145H61V143H59ZM178 145V144H177ZM65 146V145H64ZM102 146V145H101ZM144 147L146 146V145H143ZM149 146V145H148ZM147 146V147H148ZM151 146V145H150ZM160 146V145H159ZM158 146V148H162V147H159ZM161 146H162V144H161ZM166 146V145H165ZM165 146H163V148L165 147ZM170 146L171 145H169V148H170ZM179 146H180V144H179ZM19 148V147H18ZM146 148V147H145ZM157 148V149H158ZM175 148V147H174ZM195 148V147H194ZM193 148V149H194ZM71 149V148H70ZM173 149V148H172ZM177 149V148H176ZM197 149V148H196ZM73 150H74V148H73ZM104 150V149H103ZM161 150V149H160ZM164 150V149H163ZM165 150H166V148H165ZM169 151L171 150V149H168ZM178 150V149H177ZM180 150V149H179ZM67 151H69V149H67ZM75 151V150H74ZM168 151V152H169ZM174 151V150H173ZM181 151V150H180ZM179 151V152H180ZM100 152V151H99ZM161 152H162V150H161ZM17 153H19V152H17ZM105 152H103V154H104ZM106 153H107V150H106ZM113 153V152H112ZM111 153V154H112ZM164 153L165 152H162V154L164 155ZM171 153V152H170ZM175 152H173V154H174ZM182 153H184L183 151H182ZM7 154V153H6ZM21 154H22V152H21ZM97 155H99V154H102V153H96ZM110 154V153H109ZM108 154V155H109ZM110 154V157H112V155ZM166 154H167V152H166ZM172 154V155H173ZM177 153H175L174 155H176ZM4 155V154H3ZM2 155V157H4ZM23 155V154H22ZM21 155V158L20 159H24V157H25V155L26 154H24V156H22ZM171 155V154H170ZM170 155H169V157H170ZM171 155V156H172ZM100 156V155H99ZM98 156V159L100 158ZM113 156H114V154H113ZM116 156V155H115ZM117 156H118V154H117ZM116 156V157H117ZM139 156V155H138ZM168 156V155H167ZM180 156L181 155H179V157L178 158H180ZM1 157V156H0ZM13 157V156H12ZM79 157V156H78ZM174 156H172V157H170V158H173ZM166 158V157H165ZM178 158H177V160H178ZM194 158V157H193ZM3 158H1V160H2ZM104 159H105V157H104ZM109 159V158H108ZM107 159V160H108ZM113 159V158H112ZM112 159H109V160H112ZM167 159V158H166ZM18 159V157L16 158V159H13L10 163H6V162H4L3 163V161H6V159L4 160L3 159V161L1 162L0 161V172H3V173H11L12 175H18V174H20V172H24V170L26 171V169L24 168H22V166H24L25 165V160L26 159H24V160H22L23 162H24V164ZM101 160V159H100ZM160 160H162V158L160 159ZM191 160H192V158H191ZM198 160V159H197ZM18 161V162H17ZM102 162H103V159L101 160ZM100 161V162H101ZM192 161H194V159L192 160ZM19 162H21V163H19ZM105 162V161H104ZM107 162V161H106ZM105 162V163H106ZM109 162H111V161H109ZM160 162V161H159ZM170 161H168V163H169ZM174 162H176V159H175V161ZM178 162V161H177ZM28 163V162H27ZM30 163H31V161H30ZM30 163H28L29 164V166H30ZM128 163V162H127ZM160 163H162V162H160ZM110 164V163H109ZM122 164H125V163H121V165ZM132 164H134V163H132ZM170 164V163H169ZM174 164H176V163H174ZM148 165V164H147ZM195 165V164H194ZM114 166V165H113ZM113 166H111V167H113ZM128 166V165H127ZM134 166H136L135 164H134ZM139 166V165H138ZM176 166V165H175ZM100 167H101V165H100ZM115 167H116V165H115ZM123 167H124V165H123ZM126 167V166H125ZM130 167V166H129ZM147 166H142V164L139 166V167H134L132 170H131V172H134L133 174H134V176L135 175H137L138 174V176H149V177H153L154 178V176H158V174H159V172L157 171V169L156 168H151V165L149 166L150 168H146ZM103 168H106V167H103ZM107 168H109V166L107 165ZM106 168V169H107ZM120 168H122V167H120ZM132 167H130V169H131ZM124 169V168H123ZM122 169V170H123ZM129 169V168H128ZM214 170L215 169H217V168H213ZM28 171H29V167H28V169H27ZM61 170H63V169H61ZM68 169H66V170H63V172H69V171H67ZM108 170V169H107ZM117 170H119V169H117ZM127 170V169H126ZM125 170V171H126ZM27 171V172H28ZM109 171V170H108ZM216 171V170H215ZM100 172V171H99ZM111 172H112V168H111ZM113 172H115L114 171V168H113ZM112 172V174H114V177L116 176L115 174H116V172L115 173H113ZM120 172V171H119ZM121 172H123V171H121ZM120 172V173H121ZM128 172V171H127ZM130 172V171H129ZM128 172V173H129ZM217 173H218V175H219V172L218 171H216ZM105 173V172H104ZM106 173H108V172H106ZM120 173H118L117 172V174L119 175ZM215 173V172H214ZM27 174H29L30 175V182L32 183L33 182V185H34V188H35V190L37 191V190H40V189H42L44 186H47V185H49V184H51L52 185V182L53 181H55V172L54 171H52V169L51 170H49L48 169V171H46V173H45V175H46V177H47V179H48V181L50 182H44V183H42L43 184V187L41 188V187H37V184H36V181L38 180V177H37V174L36 173H34V172H28ZM101 174V173H100ZM122 174H124V173H122ZM125 174H126V172H125ZM131 174V173H130ZM103 175V174H102ZM101 175V176H102ZM105 175V174H104ZM117 175V176H118ZM162 175V174H161ZM106 176H107V174H106ZM110 176V175H109ZM133 176V177H134ZM177 176H178V174H177ZM15 177V176H14ZM61 178H63L62 176H60ZM111 178V179H116V178ZM129 177V176H128ZM132 177V176H131ZM136 177V176H135ZM162 177V176H161ZM59 178V177H58ZM125 178V177H124ZM222 178V177H221ZM64 179V178H63ZM103 179V178H102ZM105 179V178H104ZM107 179L109 180L110 178H108L107 177ZM107 179H105V180H107ZM128 179V178H127ZM127 179H126V181H127ZM135 179V178H134ZM186 179V178H185ZM7 180V179H6ZM62 180V179H61ZM124 180V179H123ZM123 180H121V181H123ZM137 180H138V178H137ZM222 180L224 181L223 183H226V180L225 179H223L222 178ZM64 181V180H63ZM65 181H67V180H65ZM64 181V182H65ZM104 181V180H103ZM118 181H119V179H118ZM150 181V180H149ZM153 181H154V179H153ZM152 181V182H153ZM59 182H61L60 180H59ZM105 182V181H104ZM129 182H131V181H129ZM128 182V183H129ZM22 183V182H21ZM49 183V184H48ZM66 183V182H65ZM107 183V182H106ZM123 183H125V182H123ZM127 182H126V185L128 184ZM154 183V182H153ZM152 183V184H153ZM7 184V183H6ZM138 184V183H137ZM62 185H63V182H62ZM64 185H66V184H64ZM125 185V186H126ZM133 185V183H131V186ZM122 186H124V185H122ZM226 186V185H225ZM128 187H130V186H127V189H128ZM135 187H136V185H134V189H135ZM133 188V187H132ZM137 188H139V187H137ZM134 191V190H133ZM37 192H39V191H37ZM49 194V193H48ZM52 195V194H51ZM54 195V194H53ZM52 195V196H53ZM48 196V195H47ZM50 196V195H49ZM55 196H57L56 194H55ZM54 196V197H55ZM51 198V197H50ZM50 198H47V199H50ZM45 201V200H44ZM48 201V200H47ZM47 201H45V202H47ZM44 202V203H45ZM51 202V201H50ZM49 202V203H50ZM52 203V202H51ZM70 211V210H69ZM59 212V211H58ZM53 213H54V211H53ZM75 213V212H74ZM52 214V213H51ZM71 214H73V213H71ZM227 214V213H226ZM80 215V214H79ZM52 216V215H51ZM59 216V215H58ZM57 216V217H58ZM70 217H72V215L70 216ZM226 217V216H225ZM56 218V217H55ZM212 230V229H211ZM43 231V230H42ZM217 237H218V235H216ZM215 236V237H216ZM214 237V236H213ZM216 237V238H217ZM220 239V238H219ZM51 243V242H50ZM48 244V243H47ZM52 244V243H51ZM19 245V244H18ZM49 245V244H48ZM17 246V245H16ZM37 246V247H36ZM35 246V248H38V245H36ZM4 247H6V246H4ZM8 247V246H7ZM48 247V246H47ZM39 248H40V246H39ZM39 248L38 249H36V250H39ZM193 248V247H192ZM20 249V248H19ZM22 249V248H21ZM33 250H35V249H33ZM41 250V249H40ZM47 250V249H46ZM20 251V250H19ZM52 251V250H51ZM16 252H17V250H16ZM38 252V251H37ZM36 252V253H37ZM43 253H44V251H42ZM48 252V251H47ZM116 253V252H115ZM39 254H40V251H39ZM46 254V253H45ZM118 254V253H117ZM41 255L42 254H40V257H41ZM49 255V254H48ZM135 255V254H134ZM6 257V256H5ZM49 257H51L52 258V256H49ZM35 259V258H34ZM40 259V258H39ZM43 259V258H42ZM200 259V258H199ZM204 259V258H203ZM202 259V260H203ZM201 260V259H200ZM47 261V260H46ZM141 261V260H140ZM41 262V261H40ZM40 262H38V263H40ZM199 262H201V261H199ZM30 263V262H29ZM6 264V263H5ZM22 264H24V263H22ZM27 264V263H26ZM31 264H33V262L31 263ZM36 264V263H35ZM44 264V263H43ZM48 264H50V262L48 263ZM54 264H56V263H54Z\"/></svg>",
	"mask_w": 264,
	"mask_h": 264
}]
</instances>
